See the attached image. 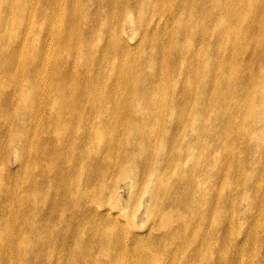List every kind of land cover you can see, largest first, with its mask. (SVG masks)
<instances>
[{
	"label": "rangeland",
	"instance_id": "374dc122",
	"mask_svg": "<svg viewBox=\"0 0 264 264\" xmlns=\"http://www.w3.org/2000/svg\"><path fill=\"white\" fill-rule=\"evenodd\" d=\"M34 1L27 6L35 8ZM100 7L88 3L86 9L105 15ZM16 18L13 6L8 23L18 28L20 22L11 21ZM131 33L128 29L114 45L155 46L141 42V31L128 40ZM104 41L94 39L92 45ZM78 47L88 48L83 40ZM139 56L120 58L141 65ZM30 71L40 73L31 62L20 70L26 80L17 83L5 74L10 88L0 89V264H264V103L256 134L247 124L231 128L233 123L227 133L224 122L219 134L202 137L197 129L211 120L202 111L209 119L189 120L194 129L180 134L184 114L169 117L161 122L160 143H169L172 135L180 153L173 160L162 145L150 162L139 165L140 154L123 160L114 152L129 151L125 142L142 140L149 129L151 143L160 141L158 119L148 127L149 118L142 117L146 102L131 110L121 100L109 104L92 97L79 104V97L61 108L56 100L62 91L38 77L33 84L43 85L42 94L30 103ZM139 120L144 123L130 131ZM103 138L109 144L101 145ZM218 138L241 142L214 149L210 142Z\"/></svg>",
	"mask_w": 264,
	"mask_h": 264
},
{
	"label": "bare ground",
	"instance_id": "6f19581e",
	"mask_svg": "<svg viewBox=\"0 0 264 264\" xmlns=\"http://www.w3.org/2000/svg\"><path fill=\"white\" fill-rule=\"evenodd\" d=\"M29 1L0 0V89L10 88L5 85V74L15 83L26 80L20 70L32 62L40 73H28L30 103L42 94L43 85L33 84L38 77L49 78L47 87L62 91L56 100L61 108L79 97V104L92 97L109 104L121 100L131 110L146 102L142 117L149 118L148 127L151 119H158L160 141L151 143L149 129L142 140L131 137L125 142L129 151L122 147L114 152L123 160L134 152L140 154L139 165L150 162L162 145L173 160L180 153L181 145L172 141V135L169 143L167 139L160 143L165 133L161 122L169 117L173 120L184 114L180 134L194 129L189 120L197 118L201 122L211 119L208 127L197 129L202 137L219 134L221 129L217 127L224 122L227 133L232 123L231 128L247 124L250 133H257L254 125L264 103V0H36L35 8L27 6ZM88 3L101 5L106 14L88 11ZM13 6L18 8V18L11 21L20 22L18 28L8 23ZM112 8L117 9L115 14ZM97 24L105 27L98 29ZM28 28L32 29L28 32ZM128 29L132 31L128 40L141 31V42L147 40L155 46L130 45L127 41L120 45L118 40L119 47H115L116 39ZM98 38H104L105 44L93 47V40ZM82 40L88 48L78 47ZM96 53L98 59L93 56ZM23 55H28L31 62ZM63 55L70 61L61 62L59 57ZM124 55H140L142 64L124 61ZM84 56L92 58V63L79 58ZM102 69L107 71L105 76ZM143 123L139 120L137 128L131 127L130 131ZM226 138L210 144L214 149L219 144L236 148L241 142L238 139L234 143L237 139H233L227 143ZM100 144L109 141L103 138ZM194 150L195 143L191 156ZM199 155L196 153V161Z\"/></svg>",
	"mask_w": 264,
	"mask_h": 264
}]
</instances>
